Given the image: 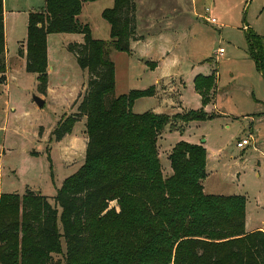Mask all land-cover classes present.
Masks as SVG:
<instances>
[{
	"label": "trees",
	"instance_id": "16d2710c",
	"mask_svg": "<svg viewBox=\"0 0 264 264\" xmlns=\"http://www.w3.org/2000/svg\"><path fill=\"white\" fill-rule=\"evenodd\" d=\"M87 1L96 0H45L42 11L29 13L26 51L19 54L26 71L37 74L39 93L48 91V35L84 36L68 48L87 71V82L75 100L77 112L62 117L52 135L60 141L85 116L88 141L84 163L66 178L54 203L34 190L0 192V264H264V230H246V197L204 191L208 155L202 143L177 142L168 156L173 173L164 174L158 148L164 130L177 131L181 122L183 132L190 122L214 116L203 108L172 116L135 113V100L153 94V87L112 96V48L130 52L131 42L144 38L136 1L114 0L104 9L110 40L94 38L89 24L80 22ZM248 37L264 77V36L249 31ZM5 54L0 0L1 73ZM216 84L215 73L195 76L203 105Z\"/></svg>",
	"mask_w": 264,
	"mask_h": 264
},
{
	"label": "rangeland",
	"instance_id": "374dc122",
	"mask_svg": "<svg viewBox=\"0 0 264 264\" xmlns=\"http://www.w3.org/2000/svg\"><path fill=\"white\" fill-rule=\"evenodd\" d=\"M180 2L136 1L137 22L143 33L157 19V26L167 27L169 36L144 44L145 51L112 48L110 57L116 74L112 96L153 87V94L135 100V113H163L172 105L176 107L180 96L188 108L184 111L203 108L212 114L213 119L195 121L184 133L181 130L186 124L181 122H177V131L164 130L158 140L164 174L173 173L168 156L177 142L188 138L192 140L188 142L204 145L206 141L209 161L204 191L245 196L247 228L264 229V77L248 37L249 31L264 36V0ZM113 5L112 0L84 3L80 22L89 24L94 38L111 39L110 23L102 12ZM44 7L45 0H4L7 46L6 71L0 72V192L23 195L27 190H39L54 203L66 178L84 163L85 149L72 150L67 142L58 145L52 135L62 117L77 112L75 108L67 112L69 102L62 89L80 85L84 70L68 48L75 34L51 33L47 39V74L57 94L50 99L47 93H39L36 74L26 71L19 51H26L23 44L28 37L29 13ZM207 9L217 22L208 21ZM158 43H164L171 58L177 59V77H172L175 71L169 67L153 71L156 67L151 64L159 62V56L152 47ZM220 48L224 49L222 55L217 53ZM199 73H215L217 77L206 105L194 89L193 78ZM157 77L159 83L155 82ZM34 95L47 97L42 107ZM75 126L82 135L84 121L79 120ZM250 135V143L239 148L237 142ZM63 249L66 250L64 239Z\"/></svg>",
	"mask_w": 264,
	"mask_h": 264
},
{
	"label": "crops",
	"instance_id": "0c3cea01",
	"mask_svg": "<svg viewBox=\"0 0 264 264\" xmlns=\"http://www.w3.org/2000/svg\"><path fill=\"white\" fill-rule=\"evenodd\" d=\"M174 1L177 2V4H181V2H180L181 0H174ZM112 2L114 4V0H112ZM80 15H79V19H80ZM4 16H5V9H4ZM137 20H138V17H137ZM149 22H152V19ZM157 23H158V20L157 19L156 20H153V22L150 23V25H149V30L143 33V31L141 30V26H140L139 22H137L138 32H139L140 35H143L144 38L141 39V40H137V41H132L131 42V49H132V51H135L136 48L140 49V51H145V49L143 47L144 44H150L151 41L153 39H156V38L157 39L168 38L169 35H168V32H166V30H168V28L167 27L164 28L162 26H157ZM65 34H69V35L70 34H75L74 35V38H73L74 42H83V40H84L83 34H80V33H65ZM110 34H111V25H110ZM49 35H48V37H49ZM23 45H25V44H23ZM152 49H153L152 50L153 53H155V54H157L159 56L158 57L159 58V62L154 63V64L153 63L151 64L152 68L156 67L155 69H153V71H157V70H159L161 68H165V67L167 69L169 67V68H172V70L175 71V73L172 75V77L173 76L177 77V59H175V57L171 58V52L168 50V48L165 46V44L164 43H158V44L154 45V47H152ZM5 56H6V54H5ZM20 57L24 60V62H25L24 63V66H25V69H26V59H25L24 56H21L20 55ZM6 59H7V57H6ZM141 59L142 60H145L144 57H141ZM150 62H155V61H150ZM52 68L53 67H51V69ZM83 73H82L83 79H82V83L80 85L73 86L70 90L68 88L62 89L63 90V93L67 95V100L69 102V104L67 106V108H68V111L67 112L71 111L73 108L77 109V107H78V106L74 105L75 100L78 98V95L81 92L84 91V88H85V85H86V82H87V74H86L85 71ZM199 74H203V73H199ZM208 74H211V73H207V75ZM195 76H194V78H195ZM36 77H37V74H36ZM194 78H193V83H194ZM159 81H160V78L157 77V79H156L155 82H158L159 83ZM55 94H57V93L51 88L50 84H48V91H47L48 98L51 99V97L54 96ZM43 98L46 101V98L47 97H43ZM179 100L180 101H179V103H177V106L176 107H175V105H172L170 108L168 107L163 113H177V112H182L183 109H188L187 107H185L183 105V103H182V101L180 99V96H179ZM180 102H181V105H180ZM80 121H84V123L86 124V117L85 116L82 117ZM194 122L195 121L190 122L186 126V129L185 130H187L191 126V124H193ZM75 127L73 128V131L71 133L67 134L60 141H56V143L58 145H61L64 142H67L71 146L72 150L73 149H76V151H78L80 149H85V152H82L83 153V157L82 158L85 160L86 147H87V141H88L87 134L85 133V129L82 128L80 130L82 135H80L79 133L76 132ZM167 129H168V127H167ZM185 130L182 133L186 132ZM175 133H177V132H175ZM183 140H187V141H191L192 142V140H189L188 138L187 139H183ZM205 143H206V141H204V145H205ZM207 165H208V162H207ZM246 230L248 232H251L252 231V230H249L247 228V214H246Z\"/></svg>",
	"mask_w": 264,
	"mask_h": 264
},
{
	"label": "built area",
	"instance_id": "2783aa9c",
	"mask_svg": "<svg viewBox=\"0 0 264 264\" xmlns=\"http://www.w3.org/2000/svg\"><path fill=\"white\" fill-rule=\"evenodd\" d=\"M207 12H208V17H207L208 21H211V22H217V20H216L215 17H211V11H210V9H207ZM223 52H224V49H223V48H220V49L218 50L217 53H218L219 55H222ZM251 137H252V135H250L248 138H242V139H240V140L237 142V146H238L239 148H243V147H245L246 145H248V144L250 143V141H251Z\"/></svg>",
	"mask_w": 264,
	"mask_h": 264
},
{
	"label": "water",
	"instance_id": "95a60500",
	"mask_svg": "<svg viewBox=\"0 0 264 264\" xmlns=\"http://www.w3.org/2000/svg\"><path fill=\"white\" fill-rule=\"evenodd\" d=\"M34 100L38 104V106L42 107L45 103V99L42 96L34 95ZM36 194H39V190H34Z\"/></svg>",
	"mask_w": 264,
	"mask_h": 264
}]
</instances>
